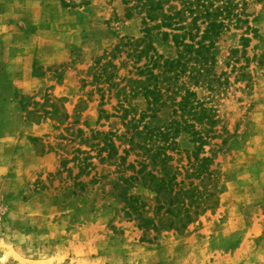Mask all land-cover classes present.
Wrapping results in <instances>:
<instances>
[{
  "label": "rangeland",
  "instance_id": "rangeland-1",
  "mask_svg": "<svg viewBox=\"0 0 264 264\" xmlns=\"http://www.w3.org/2000/svg\"><path fill=\"white\" fill-rule=\"evenodd\" d=\"M31 1L0 11V264H264V0H152L185 26L176 31L148 20L150 0H39L28 18ZM211 16L223 23L214 62L199 84L180 81L211 109L213 125L195 123V154L212 174L194 175L190 132L166 153L182 190L213 195L173 228L138 174L140 163L152 168L149 143L132 149L122 138L146 107L127 79L143 80L146 46L175 58L171 34L186 30L195 42L212 31ZM128 105L135 111L122 119ZM26 132L37 138H18ZM98 133L111 134L117 154Z\"/></svg>",
  "mask_w": 264,
  "mask_h": 264
},
{
  "label": "trees",
  "instance_id": "trees-1",
  "mask_svg": "<svg viewBox=\"0 0 264 264\" xmlns=\"http://www.w3.org/2000/svg\"><path fill=\"white\" fill-rule=\"evenodd\" d=\"M145 6H147V18L149 21L160 20L162 26L171 31L184 29L185 26L179 24V19H174L171 15L161 12L162 6L160 1L154 3L150 0ZM155 10L161 12L160 18H157L158 15L152 14V11ZM207 15L209 16L208 13ZM221 26H223V23L217 22L216 17L211 16V21L207 23V27H212V31L203 33L195 42V35L187 34L186 30L181 33H172L171 39L177 48L175 58H164L163 55L158 54L152 45L149 44L140 51L141 55H139V58L145 56L147 60L143 67H139V74L144 77L143 80L127 79L129 92L142 95L145 99L146 107L138 119L130 117L126 123H123L125 133L122 138L127 139V144L132 149L141 146V141L145 142H143V145L146 142L149 143L148 151L151 150L149 159L152 168L145 171L146 164L140 163L138 174L142 173V182L144 184H146L145 182H149L147 187L151 188L155 193L156 212H160L161 209L167 206L165 212L173 217V220L168 225L173 228H185L188 223L194 221L195 217L208 207V205H204L203 203L205 199L213 195V193L206 192L204 189L200 190L195 186L185 191L182 190V185L176 181V167L171 165L172 157L166 153V150L173 149L175 145L174 139L179 132H190L193 134L192 141L199 142L196 150L192 153L194 159L199 161L195 167L194 175L199 176L203 172L207 176L212 174L211 171L206 172V165L204 164L209 159L206 157L199 159L195 154L203 144V137L196 131L195 123L205 124L203 123L205 121L207 124L213 125L215 121L211 114V109L205 107L197 99L196 93L186 86L185 81L180 80L183 77L191 78L193 79V84L197 85L199 84L198 79L209 71L212 62H214L213 51H211L213 40L211 38L218 37L220 33L217 30ZM168 35L169 33L167 32L163 33L165 38ZM117 49H119L118 45L113 50ZM149 50H151V53ZM125 87H122V90ZM121 107L123 110L121 114L122 119L127 117L129 111H135L134 106ZM163 108H171L174 117L165 123H160L157 113ZM68 117L65 114L64 121ZM98 119H100V116ZM191 120L194 122H191ZM73 122L75 123L76 121ZM77 131L79 133L82 132L79 129ZM126 133L130 134L128 138H126ZM98 134L103 135L102 141H104L105 146L103 148L109 147L111 153L117 154V146L110 139L111 134ZM135 137H138L139 140L135 141ZM123 153L126 155L128 149H123ZM121 159H124V157H121ZM79 168L78 175L84 173V170H82L84 167ZM184 197L188 198L187 201ZM135 199L130 200L132 202ZM176 222L179 223L177 227L175 225Z\"/></svg>",
  "mask_w": 264,
  "mask_h": 264
},
{
  "label": "crops",
  "instance_id": "crops-1",
  "mask_svg": "<svg viewBox=\"0 0 264 264\" xmlns=\"http://www.w3.org/2000/svg\"><path fill=\"white\" fill-rule=\"evenodd\" d=\"M49 1V0H48ZM39 3V0H34V1H31L30 2V8L27 6V8L25 9V15L26 17L30 18V15L31 14H34V10H36V3ZM50 2V1H49ZM7 3H10L9 0H0V4H1V7H0V10H3V6L2 5H5ZM33 10V11H32ZM40 13H41V8H40ZM39 12H37V14L39 15L40 14ZM0 14H2V12H0ZM34 16V15H33ZM34 79V78H33ZM31 83V82H30ZM17 93V89L16 87H13V94H16ZM25 123V127L29 128V129H33V128H36L38 126V123L37 124H34L33 122H29V121H24ZM33 126V127H32ZM28 135L27 137H25V135ZM30 133H22L18 138H26L28 139L29 137L31 138H35L36 136H33V135H29ZM37 138V137H36ZM46 155V154H45ZM47 155H50V152L47 154Z\"/></svg>",
  "mask_w": 264,
  "mask_h": 264
}]
</instances>
